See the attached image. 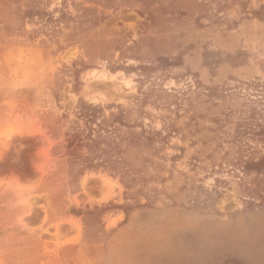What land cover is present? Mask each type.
Listing matches in <instances>:
<instances>
[{"label":"rangeland","instance_id":"374dc122","mask_svg":"<svg viewBox=\"0 0 264 264\" xmlns=\"http://www.w3.org/2000/svg\"><path fill=\"white\" fill-rule=\"evenodd\" d=\"M79 98L174 129L146 181L77 174ZM263 104L264 0H0V264H264V202L217 167Z\"/></svg>","mask_w":264,"mask_h":264},{"label":"trees","instance_id":"16d2710c","mask_svg":"<svg viewBox=\"0 0 264 264\" xmlns=\"http://www.w3.org/2000/svg\"><path fill=\"white\" fill-rule=\"evenodd\" d=\"M142 102L135 108L79 98L72 116L64 113L69 127L64 132L63 146L77 174L88 168H103L127 185L146 181L147 166L153 163L146 149H152L157 140L166 143L174 129L169 127L162 134L160 129L144 123ZM132 112L136 113L134 118ZM236 124L237 149L233 154L224 152L217 167L220 171L232 170L231 175L238 177V185L251 201L258 196L259 202H264V104L260 110L253 108L247 115L239 116ZM217 181L226 183L224 178Z\"/></svg>","mask_w":264,"mask_h":264}]
</instances>
